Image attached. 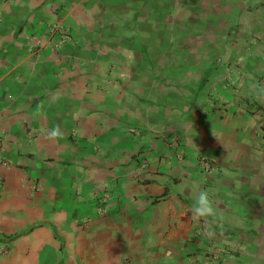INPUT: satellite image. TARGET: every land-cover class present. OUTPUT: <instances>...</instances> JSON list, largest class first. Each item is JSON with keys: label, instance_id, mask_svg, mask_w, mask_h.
<instances>
[{"label": "crops", "instance_id": "1", "mask_svg": "<svg viewBox=\"0 0 264 264\" xmlns=\"http://www.w3.org/2000/svg\"><path fill=\"white\" fill-rule=\"evenodd\" d=\"M0 264H264V0H0Z\"/></svg>", "mask_w": 264, "mask_h": 264}, {"label": "clouds", "instance_id": "2", "mask_svg": "<svg viewBox=\"0 0 264 264\" xmlns=\"http://www.w3.org/2000/svg\"><path fill=\"white\" fill-rule=\"evenodd\" d=\"M61 135L62 133L57 128L50 133V138L55 139ZM191 214L194 221L208 219L216 215L215 206L207 191H198L196 193L193 198Z\"/></svg>", "mask_w": 264, "mask_h": 264}, {"label": "built area", "instance_id": "3", "mask_svg": "<svg viewBox=\"0 0 264 264\" xmlns=\"http://www.w3.org/2000/svg\"><path fill=\"white\" fill-rule=\"evenodd\" d=\"M49 33L51 34V36H53V35L59 33V34L61 35V39H62L63 42H65V41H67V40L70 39L69 36L67 35L66 30H65L64 28H62V27H59V26H55V27L51 28L50 31H49ZM108 199H109V195L106 194V195L103 197L102 200H104V201H108ZM106 212H107V210H105V209L103 208V209H102V213H106Z\"/></svg>", "mask_w": 264, "mask_h": 264}]
</instances>
